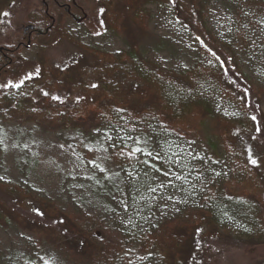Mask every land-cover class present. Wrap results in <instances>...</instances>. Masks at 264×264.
<instances>
[{
	"label": "rangeland",
	"instance_id": "obj_1",
	"mask_svg": "<svg viewBox=\"0 0 264 264\" xmlns=\"http://www.w3.org/2000/svg\"><path fill=\"white\" fill-rule=\"evenodd\" d=\"M199 1L197 9L204 25L198 23L199 28L204 27L203 31L215 40L232 44L240 36L245 43L241 52L236 51L237 60L242 72L261 91L258 101L264 114V0ZM65 2L0 0V47L20 42L18 55L24 65L17 76H6L3 87L21 86L37 74L40 65L44 70L70 71L71 78H77L75 67L90 59L89 54L82 57L78 46L110 57L135 48L144 59L174 72L208 59L183 23L186 16L159 0H138L134 5L133 0H78L79 18L70 14L55 18V10ZM108 7L113 14L107 12ZM40 11L54 17L74 44L60 42L53 47L55 36L39 42H32L29 36V40L20 41L31 28L30 14ZM11 92V98L20 96L19 90ZM217 108L231 115L236 111L226 102L217 104ZM56 121L52 116L53 124ZM92 122H81L78 130H63L24 123L0 110V183L27 188L53 209L79 220L95 237L105 236L115 247L110 264H160L153 248H143L132 242L131 234L123 233H153L172 227L192 208L202 205L203 196L198 193L206 192L217 176L224 187L230 188L233 197L228 200L261 209L259 197L246 194L242 169L234 170L232 159L215 165L209 162L212 159L205 151L207 131L205 135L203 131L197 133L194 142L178 143L176 162L167 163L158 155L154 136L136 126L133 132L125 130L122 134L130 135L129 143L138 153L158 158L164 166L147 184L141 200L135 201L138 190L133 185L132 194L131 184L138 181L136 173L109 157V150L124 142H118L110 127L94 128ZM180 154H186V163L181 162ZM40 219L38 213L18 210L9 223L0 224V264H73L61 250L39 241L43 238L35 225ZM260 221L263 225V218ZM225 222L227 228L244 230V222L238 218L226 214ZM201 241L200 252L192 248L186 264L264 263V244L235 247L215 238Z\"/></svg>",
	"mask_w": 264,
	"mask_h": 264
},
{
	"label": "trees",
	"instance_id": "obj_2",
	"mask_svg": "<svg viewBox=\"0 0 264 264\" xmlns=\"http://www.w3.org/2000/svg\"><path fill=\"white\" fill-rule=\"evenodd\" d=\"M77 1L67 0L55 10V18L65 14L79 18ZM159 1L186 16L183 23L206 51L207 60L174 72L144 59L135 48L110 57L78 46L84 59L90 56L75 67L78 79L71 78L70 71L44 70L40 65L37 74L21 86L5 88L1 83L6 76H17L24 69L18 55L22 45L16 42L0 47V110L24 123L50 128L78 130L81 122L90 120L94 128L110 127L118 142L124 143L112 147L109 157L136 173L138 181L131 184V191L133 194L134 185L137 202L164 165L158 158L138 153L129 143L130 135L122 132H133L136 126L151 133L157 141L158 155L167 163H175L178 143L194 142L197 133L203 131L205 135L207 131L205 151L212 159L209 162L215 165L232 159L234 170L242 169L246 194L258 196L261 209L228 200L233 197L230 188L224 187L217 176L206 192L198 193L203 196L202 205L192 208L172 227L153 233L132 230L124 236L131 234L132 242L153 248L160 264H186L192 248L200 252L204 238L225 240L235 247L264 244V223L260 221H264V114L258 101L261 91L242 72L237 60L236 51L241 52L245 43L240 36L232 44L215 40L204 32V27L199 28L198 23L204 26L197 9L199 0ZM137 2L133 0V5ZM107 12L113 14V9L108 7ZM29 24L31 28L20 41L29 40V36L32 42L55 36L53 47L60 42L73 43L45 11L30 14ZM66 81L70 84H63ZM14 90H19V97H9ZM223 102L230 104V109L236 108L234 115L217 108ZM52 116L57 119L54 124ZM186 154H180L183 164ZM36 197L27 188L0 183V224L9 223L18 210L38 213L41 219L35 226L43 238L39 239L41 243L61 250L73 264L112 262L115 247L109 239L95 237L79 220ZM226 214L243 221L244 230L227 228L223 224Z\"/></svg>",
	"mask_w": 264,
	"mask_h": 264
},
{
	"label": "snow or ice",
	"instance_id": "obj_3",
	"mask_svg": "<svg viewBox=\"0 0 264 264\" xmlns=\"http://www.w3.org/2000/svg\"><path fill=\"white\" fill-rule=\"evenodd\" d=\"M5 15H7V13H5ZM253 119H255V118L253 117ZM252 163H253V164H255V163H256V161H255V160H253V161H252Z\"/></svg>",
	"mask_w": 264,
	"mask_h": 264
}]
</instances>
